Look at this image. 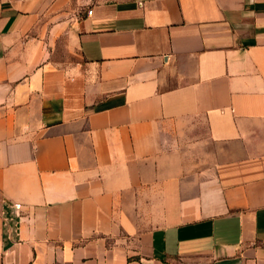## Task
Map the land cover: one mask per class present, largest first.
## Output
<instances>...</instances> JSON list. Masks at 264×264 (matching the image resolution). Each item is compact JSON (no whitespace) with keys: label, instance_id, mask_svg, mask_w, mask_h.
<instances>
[{"label":"crops","instance_id":"0c3cea01","mask_svg":"<svg viewBox=\"0 0 264 264\" xmlns=\"http://www.w3.org/2000/svg\"><path fill=\"white\" fill-rule=\"evenodd\" d=\"M0 264H264V0H0Z\"/></svg>","mask_w":264,"mask_h":264},{"label":"built area","instance_id":"2783aa9c","mask_svg":"<svg viewBox=\"0 0 264 264\" xmlns=\"http://www.w3.org/2000/svg\"><path fill=\"white\" fill-rule=\"evenodd\" d=\"M90 13H91V10H87V11H86V14H90ZM14 206H15V207H19V204H15Z\"/></svg>","mask_w":264,"mask_h":264},{"label":"rangeland","instance_id":"374dc122","mask_svg":"<svg viewBox=\"0 0 264 264\" xmlns=\"http://www.w3.org/2000/svg\"><path fill=\"white\" fill-rule=\"evenodd\" d=\"M106 1H109V0H106Z\"/></svg>","mask_w":264,"mask_h":264}]
</instances>
